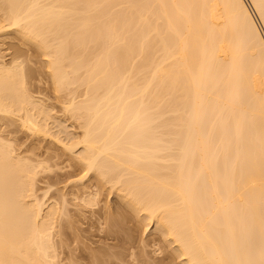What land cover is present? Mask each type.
Listing matches in <instances>:
<instances>
[{"label": "bare ground", "instance_id": "bare-ground-1", "mask_svg": "<svg viewBox=\"0 0 264 264\" xmlns=\"http://www.w3.org/2000/svg\"><path fill=\"white\" fill-rule=\"evenodd\" d=\"M248 3L0 0L6 23L0 34L15 31L48 58L56 91L84 87L83 99L70 92L77 102L67 110L81 120L73 158L84 176H93L88 185L117 196L121 213L129 208L140 223H153L161 253L165 244L181 264H264V36L250 10L264 24V0ZM3 68L1 117L23 113L24 127L47 132L32 113L36 100L23 63ZM214 92L210 101L207 93ZM42 108L44 119L54 118ZM5 144L0 264H59L52 240L57 207L38 199L36 166ZM74 144L63 145L74 153ZM86 189H80L82 207L98 206L99 190ZM108 255H93L92 264H108Z\"/></svg>", "mask_w": 264, "mask_h": 264}, {"label": "rangeland", "instance_id": "rangeland-1", "mask_svg": "<svg viewBox=\"0 0 264 264\" xmlns=\"http://www.w3.org/2000/svg\"><path fill=\"white\" fill-rule=\"evenodd\" d=\"M245 2L249 6L248 3L249 0L248 1L245 0ZM150 3L149 5L152 6L153 3L152 2ZM250 10L254 18L260 24V29L264 36V26H263L264 24H262L263 21L261 17L258 16L253 9L250 8ZM0 18L5 19L3 17ZM2 23H4L3 25H5L6 24L5 20L1 22V25ZM159 23L163 26L164 22L160 20ZM2 32L3 34H0V65L1 67H3L4 65V68L7 69V67L11 68L13 62L14 63L18 62V64L23 63L24 70L22 72L24 76L25 75L27 76L25 77L26 80L24 79L25 85H27V90L29 95L33 97V100L37 101V102L35 101V108L32 109V113H34L36 119L38 118L37 120L39 122L43 123V128L44 129L46 128L45 131L47 130L48 133L44 132V133H38L39 135L38 134L36 135L34 132L24 127V125L22 124L23 120L21 121L20 119V117L22 118L23 113H21L22 116H20V114L17 113L14 116H11V118L10 115H8L9 117L2 118L1 117L2 115L0 114V143H2V145L4 146L6 145L5 143L10 145V147L12 148L9 149L10 150L13 149L12 153L18 156L17 157L18 160L20 161L22 159H23L22 161L28 160L27 163L29 166L30 164L34 165V167L36 166L34 171L36 172L37 175V176L35 175L36 176L35 191L36 190L37 191L35 193H37V196L38 195L40 196L41 200L44 203V206L46 204V208L52 205H56L55 207H57L56 210L54 206H52V208L55 209V213L58 212L55 215L56 217L54 216L56 218V219L54 218L56 220V223L54 225L55 227L53 226L54 231L52 232L53 233L52 240L53 242L55 241L54 242L55 245L53 246L56 251L55 254L57 255L56 260L58 261L56 262L59 264H92V261H94V259L92 260L93 255L102 256L107 253V255L108 254L110 255V257L108 255V260L110 258L109 260L110 262L105 261L108 262V264H140L138 261H140L142 264L143 262L141 261V259L143 261L144 260L147 261V263L144 262L145 264H152V263L156 264L157 262H158L157 264H170V263L181 264V262L175 257H173V259L171 257L170 258L168 257L169 254L168 252H170V249H168L167 251V247L165 246V244L164 247L166 251H164L165 252L164 255L161 253V249L163 251V248H161V245L158 246L160 243L157 244L155 242L156 241L155 239L158 236L156 235L157 233L155 229L152 227L153 223L151 222L140 223L141 220L139 219L140 221H137L138 219H135L133 217V216L136 217V215L134 214L132 215V213L134 212L132 211L131 213L130 212L131 210L129 208H127L128 211H126V209L123 208L124 213H121L122 208L118 209L117 207L119 205L121 207V203H120L121 201L117 198V196L113 194H109V192H107L106 189L103 191V194H101L102 192H100L102 190L96 189L98 187H94L92 189V186H89L88 184H90L89 181L91 178H93V176L92 175L91 177L90 175L87 177L84 176L86 174L82 173V170L80 171L79 165H78L79 167L77 166V162H76L77 160H75L74 158H78V157L75 156L73 158V156L79 153V149L81 146H79L80 144H77L78 146H75L73 142H76L80 138L81 132L83 133V131H81L82 129H80L81 120L79 119V116L74 114L76 115L75 117H77V119L76 118L73 119L74 117L72 116L74 115L69 114L70 110L68 111L67 108L71 105L72 100L77 102L76 97L79 98L83 96L84 94L83 92H85L84 87H82V92H81V90L78 91V89H81V87L79 88L77 87V90H73L74 86L73 87L70 86V89L68 90L71 93H73V95L76 94L74 95L76 97H72L70 92H68L70 94L69 95L67 91L64 92L63 89L62 91L66 95L61 90L60 92H62L63 94L60 93L59 91H56L53 86L54 83H52L53 81L51 80V76H50L51 73L49 72L47 67L48 60L46 61V59L48 58L44 57V54H42V52L40 53V51L37 48H35L36 49L35 50L32 44L28 42L23 43L24 40L22 42L21 36H18L19 34L17 35L16 34L17 32L16 33L15 31L13 32L2 31ZM172 44L174 45L175 41L172 42ZM193 70L195 71V69ZM64 89L66 90V88ZM76 92L78 93V95ZM215 94L217 93L214 92L210 95L209 93H207V96H209L210 101L212 96L215 97L214 96ZM245 102L243 101V103L241 102V104L242 105L247 104ZM38 104H40L39 107ZM41 107H43L45 110L49 109L50 111H47L51 113V115L49 116L54 115L53 116L54 118L46 117V119H44V115L48 113H45L46 111L43 112L44 110L40 112L41 110L39 109ZM247 107L245 109H249L248 104ZM36 109L38 110L37 112L41 114H38L36 111H34ZM212 111L213 110H211V115H212L211 120L212 118L215 117L213 116V114L215 113L216 110H214V112ZM228 133H229L228 136L230 137L231 132L229 131ZM230 138L232 139V137ZM64 143L65 146L66 145L69 146L70 143L71 145L74 144L73 147H75L74 149H76V151L74 150V153H71L70 151L68 152V150L64 148L63 145ZM233 152L229 151V154L230 153L231 154L230 156H227L228 160L231 157L234 159ZM230 162L231 163L233 162L232 159ZM237 170H240V167H237ZM92 180L93 181L91 184L94 185L95 181L94 179ZM86 184L88 187L87 186L85 187ZM80 187H85V188H80ZM80 189L82 190L86 189L87 192H91V189L94 192L95 191L97 192L99 190L98 192L100 194L96 196V200L98 199L97 203L99 205L95 207V205H97L95 202V205L91 207H89L90 205H87L88 207L85 208L82 207V204L84 203H80V197H82L80 195L81 192ZM76 194H78L79 196L78 195L76 196ZM81 194L83 193L81 192ZM87 194H84L83 197L85 198ZM75 196L78 197L79 199L76 198ZM261 200L263 204L264 195L261 196ZM107 205L110 212H107L106 214V211L108 210H105V206L107 207ZM81 208L84 209L80 211ZM115 208L116 210L113 212L112 210ZM117 210L118 211L120 210V212H118ZM111 211L112 214L114 213L113 214L114 218L113 216L108 217V214H110ZM60 212L65 213L63 214L62 221L60 218L62 214L59 215ZM80 212L81 214L84 213L83 216L84 218L86 217L85 219L83 217L80 218ZM91 213L93 215H91ZM115 213H118L117 215L122 217L123 220L120 217H119L120 219L117 218L115 219V216L117 217ZM57 218L59 219V221ZM89 218H92L93 221L92 220L88 221ZM86 219L88 220L86 221ZM114 219L118 221L121 220L123 222L117 224L116 222L118 221H115ZM97 220L98 221L100 220L99 222L101 223L99 224ZM65 221L68 222L67 223L68 225L66 224ZM62 224L65 226H63ZM60 225L62 226L60 227ZM80 229H83L84 230V232H82L83 235L85 237L87 235L86 238L90 237V239L88 240L86 238L84 239L82 233L80 236ZM59 230L61 234L59 233ZM108 232L109 235L112 234L114 236L111 237L110 235L109 240L107 238L108 235H106ZM57 233L59 234L57 235ZM80 237H82L81 241H80ZM105 238H107V240ZM103 248H105L104 250L106 249L107 250L104 251ZM111 256H113V258ZM163 257H164L163 260L165 261L160 262L162 259L161 260L159 259Z\"/></svg>", "mask_w": 264, "mask_h": 264}]
</instances>
